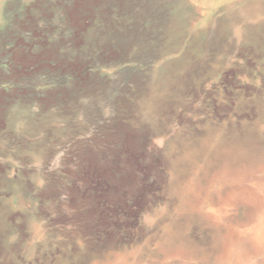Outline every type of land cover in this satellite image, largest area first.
<instances>
[{
	"label": "rangeland",
	"instance_id": "374dc122",
	"mask_svg": "<svg viewBox=\"0 0 264 264\" xmlns=\"http://www.w3.org/2000/svg\"><path fill=\"white\" fill-rule=\"evenodd\" d=\"M0 264H264V0H0Z\"/></svg>",
	"mask_w": 264,
	"mask_h": 264
}]
</instances>
